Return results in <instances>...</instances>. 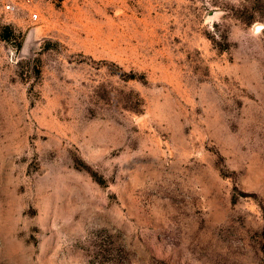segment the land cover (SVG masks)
I'll use <instances>...</instances> for the list:
<instances>
[{"label": "rangeland", "instance_id": "obj_1", "mask_svg": "<svg viewBox=\"0 0 264 264\" xmlns=\"http://www.w3.org/2000/svg\"><path fill=\"white\" fill-rule=\"evenodd\" d=\"M0 264H264V0H0Z\"/></svg>", "mask_w": 264, "mask_h": 264}, {"label": "built area", "instance_id": "obj_2", "mask_svg": "<svg viewBox=\"0 0 264 264\" xmlns=\"http://www.w3.org/2000/svg\"><path fill=\"white\" fill-rule=\"evenodd\" d=\"M47 2H52L53 0H45ZM10 7L8 6L7 9H9ZM33 19L36 20L37 19V14H33L32 15Z\"/></svg>", "mask_w": 264, "mask_h": 264}]
</instances>
